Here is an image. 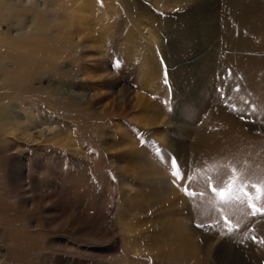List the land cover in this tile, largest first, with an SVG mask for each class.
Returning <instances> with one entry per match:
<instances>
[{
  "label": "rangeland",
  "instance_id": "374dc122",
  "mask_svg": "<svg viewBox=\"0 0 264 264\" xmlns=\"http://www.w3.org/2000/svg\"><path fill=\"white\" fill-rule=\"evenodd\" d=\"M0 264H264V0H0Z\"/></svg>",
  "mask_w": 264,
  "mask_h": 264
}]
</instances>
